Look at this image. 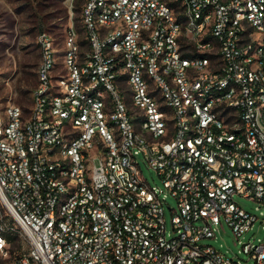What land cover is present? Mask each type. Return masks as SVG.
Listing matches in <instances>:
<instances>
[{"label": "built area", "instance_id": "built-area-1", "mask_svg": "<svg viewBox=\"0 0 264 264\" xmlns=\"http://www.w3.org/2000/svg\"><path fill=\"white\" fill-rule=\"evenodd\" d=\"M37 42L29 112L0 107V264H242L203 240L264 227V0H86L63 54Z\"/></svg>", "mask_w": 264, "mask_h": 264}, {"label": "rangeland", "instance_id": "rangeland-1", "mask_svg": "<svg viewBox=\"0 0 264 264\" xmlns=\"http://www.w3.org/2000/svg\"><path fill=\"white\" fill-rule=\"evenodd\" d=\"M86 0H0V107L10 103L20 104L26 112L32 105L33 89L37 84V69L40 62L38 34L44 27L56 39L58 49L65 45V29L71 22L82 16ZM72 8V9H70ZM141 169L152 185H162V180L148 163L140 158ZM239 203L251 212L259 213L257 203L237 196ZM174 197H167L165 215L168 231L172 230L171 211L168 205L176 206ZM215 238L204 239L227 256L242 264H254L251 255L242 244L249 240L258 242L264 238L263 223L257 221L254 227L238 240L229 224L223 221ZM22 238V237H21ZM17 241L16 245L19 244ZM23 240V243L26 242Z\"/></svg>", "mask_w": 264, "mask_h": 264}, {"label": "trees", "instance_id": "trees-1", "mask_svg": "<svg viewBox=\"0 0 264 264\" xmlns=\"http://www.w3.org/2000/svg\"><path fill=\"white\" fill-rule=\"evenodd\" d=\"M41 30H45L44 27L41 28ZM18 237V232H16L14 235H11V241L15 242L17 240Z\"/></svg>", "mask_w": 264, "mask_h": 264}]
</instances>
